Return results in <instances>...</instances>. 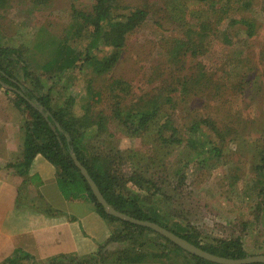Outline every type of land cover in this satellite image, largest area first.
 <instances>
[{
  "label": "rangeland",
  "instance_id": "rangeland-1",
  "mask_svg": "<svg viewBox=\"0 0 264 264\" xmlns=\"http://www.w3.org/2000/svg\"><path fill=\"white\" fill-rule=\"evenodd\" d=\"M226 1L117 0L119 13L142 8L149 17L127 36L121 57L105 73L94 72L83 60L61 77L58 69L44 71L55 42H66L82 59L89 51L100 58L116 52L103 44L95 51L86 28L77 32L82 25L74 11L90 12L96 0H0V45L23 51L22 59H13L20 61L17 75L35 94L50 93L55 106L72 100L77 115L92 113L95 128L99 115L114 111L107 123L112 136L104 135L108 142H102L101 135L85 142L100 156L122 154L128 165L114 166L121 176L140 173L152 180L151 190L160 193L149 197L148 203L165 221L180 222L208 243L240 238L254 256L264 254V169H258L259 163L264 165V0L241 1L240 5L251 6L243 13L233 11L236 19L255 23L252 38L243 25L230 24V13L219 17L215 12L214 3L221 8ZM202 24L208 26L209 35L202 49L175 56L176 40L198 37ZM157 99L159 116L140 133L137 126L130 128L132 122L138 125L134 115L148 110ZM18 102L16 93L0 86V127L7 135L9 126L22 127L25 142L28 119ZM205 118H211L218 131L213 126L192 127ZM214 144L223 154L210 158L207 151ZM136 150L157 160L148 173L132 156ZM128 188L144 192L132 184ZM146 240L145 250L165 252L168 264H194L161 236L148 233Z\"/></svg>",
  "mask_w": 264,
  "mask_h": 264
},
{
  "label": "trees",
  "instance_id": "trees-1",
  "mask_svg": "<svg viewBox=\"0 0 264 264\" xmlns=\"http://www.w3.org/2000/svg\"><path fill=\"white\" fill-rule=\"evenodd\" d=\"M116 1L96 0L90 12L82 10L74 11L75 17L80 20V25H82V27H76L77 32L80 31V28H86L88 38L91 40V47L95 51H98L100 44L112 47L116 50L112 56L105 55L104 58H100L96 52L92 54L89 51L86 59H82L81 54L66 42H55L54 54L44 66V71H48L49 73V71L58 69L59 77H61L66 71L76 68L79 61L82 60L85 61L89 68H93L96 73L109 71L112 65L121 57L120 51L126 46L127 36L140 28L149 17V12L142 8H132L129 14L119 13V6L115 5ZM241 1L251 2V0H237L236 2L238 3L233 4L232 0H227L223 6L221 5V8H219L220 6H216L219 4L218 2H215L213 6L215 12L218 15L221 14L219 17L230 13L228 18L231 19L230 24L234 27L239 24L243 25L247 29L248 37L252 38L256 31L255 23L245 18L236 19L233 14L234 12L243 13L251 6V4L240 5ZM201 27L202 29L198 37L195 34L187 42L180 39L176 40L177 50L175 51V56L183 54L184 50H191L194 54H197L202 49L204 38L209 35L207 33L208 26L202 24ZM192 31L194 30L191 29L189 33H192ZM1 45L0 86L6 85L17 94L19 98L18 108L22 111L23 116L28 119L25 124V158L20 164L22 166L20 170L21 174L27 175L35 157L38 154H43L51 163L57 166L59 187L67 199H88L93 201L98 212L106 220L118 226L115 234L107 241V244L119 242L121 245H126L130 243L113 252L105 251L106 246L101 247L98 254L90 257L62 254L53 257L46 263H39L31 254L18 250L15 256L7 259L4 264H22L26 260H30L31 264H63L65 260H68L69 264H100L108 261L115 263H141L150 259L163 260L166 258L165 252L160 254V252L149 248L151 250V253H149L145 250V246L147 247L148 245L146 240V234L148 233L161 236L179 251L185 252L187 256H190V262L194 264H220L187 252L152 228L109 214L104 206L100 204L89 182L76 165L73 158L74 154L81 164L88 169L91 177L97 183L107 201L116 210L137 220L158 223L211 254L232 259H242L250 256L240 238L232 240L230 243L225 241L221 244L204 242L198 235L188 230L180 222L170 224L162 218L161 214L153 211L152 206L154 205L152 202L148 203L149 199L151 197L154 198L160 193L151 190L154 186L153 181L146 179V175L144 177L140 173L129 176L128 172H126L123 174L124 176H121V173L119 174L117 170L115 171L114 166L115 163L121 164L122 167L128 165L125 163L126 159L122 154L117 152L114 156H100L98 155V151H92L95 150L94 146L85 142L87 139H92L94 135H101V137H104V135L112 136V133L107 132V123L108 118L114 115V111L111 114H104V117L99 115L100 121L96 125L97 128H95V119L92 113L87 110L83 115H77L72 109V100L66 101L62 106H55L50 93L41 96L35 94L17 75L16 71L18 69L16 63L20 62L19 60L24 57L22 55L23 51L20 48L3 47ZM14 57L19 59L16 63L13 60ZM27 67L28 65H24L25 72H27ZM185 85L187 86V83ZM98 95L96 94V96ZM23 104L25 107H23ZM152 105L148 110H143L134 115V117H137L138 125L132 122L129 127L134 128L137 126L135 131L138 133L145 130L150 122L159 116V99L152 102ZM41 107L44 108L42 111L40 110ZM118 115L119 113H117L116 118H118ZM128 121L129 119L125 122ZM213 123L214 121L211 118H205L193 124L192 127L198 128V126L205 125L211 128V126L215 127V123ZM214 129L218 131L217 127ZM216 133L220 135V132ZM102 142L107 143V138L104 137ZM178 142H182V140L178 139ZM192 142V140H189V145L191 143V147L198 149V145ZM205 152L206 150L203 149L199 153L202 155ZM207 153L212 154L210 156L212 158L215 155L221 156L223 151L222 148L214 144ZM132 156H136L141 168L146 169L144 173H148L149 167L153 166L157 161L138 150ZM258 166L260 167L258 168L259 170L264 169V165L259 163ZM129 184H132L134 188L138 187L145 194L129 190ZM143 185L146 186L143 187ZM159 191H161V188ZM153 202L155 203V201ZM50 213L52 212L50 211Z\"/></svg>",
  "mask_w": 264,
  "mask_h": 264
},
{
  "label": "crops",
  "instance_id": "crops-1",
  "mask_svg": "<svg viewBox=\"0 0 264 264\" xmlns=\"http://www.w3.org/2000/svg\"><path fill=\"white\" fill-rule=\"evenodd\" d=\"M22 130L9 126L7 135L0 127V264L18 250L46 263L62 254L90 257L104 246L110 252L120 249L119 242L107 244L118 226L106 220L93 201L67 199L59 187L57 166L43 154L35 157L27 175L21 174L20 164L25 158ZM67 261L63 264H69ZM100 264L168 263L164 259H150L141 263Z\"/></svg>",
  "mask_w": 264,
  "mask_h": 264
},
{
  "label": "water",
  "instance_id": "water-1",
  "mask_svg": "<svg viewBox=\"0 0 264 264\" xmlns=\"http://www.w3.org/2000/svg\"><path fill=\"white\" fill-rule=\"evenodd\" d=\"M44 108L41 107L40 110L42 111ZM73 158L76 162V165L80 168L82 174L85 176V178L87 179V181L89 182L94 195L97 197L98 201L100 202V204H102L105 208V210L111 214L114 215L118 218L127 220L129 222L132 223H136L142 226H146L149 228L154 229L155 231H157L158 233L162 234L163 236L167 237L168 239L172 240L175 244H177L178 246L182 247L184 250H186L187 252L200 256L204 259L213 261V262H217L220 264H254V263H264V254H259V255H254V256H249L247 258H242V259H232V258H225V257H221L218 255H214L211 254L209 252L204 251L203 249L193 245L192 243H190L189 241L185 240L184 238L176 235L175 233H173L172 231H170L169 229L161 226L158 223H154V222H149V221H141V220H137L135 218L130 217L127 214H124L118 210H116L105 198L104 194L102 193L101 189L99 188V186L97 185V183L93 180V178L91 177L88 169L83 166V164H81V162L78 160V158L76 157V155H73Z\"/></svg>",
  "mask_w": 264,
  "mask_h": 264
}]
</instances>
